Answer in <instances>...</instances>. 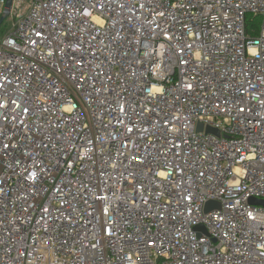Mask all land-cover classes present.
<instances>
[{
	"label": "built area",
	"instance_id": "2783aa9c",
	"mask_svg": "<svg viewBox=\"0 0 264 264\" xmlns=\"http://www.w3.org/2000/svg\"><path fill=\"white\" fill-rule=\"evenodd\" d=\"M10 18L0 264H264V0H13Z\"/></svg>",
	"mask_w": 264,
	"mask_h": 264
},
{
	"label": "water",
	"instance_id": "95a60500",
	"mask_svg": "<svg viewBox=\"0 0 264 264\" xmlns=\"http://www.w3.org/2000/svg\"><path fill=\"white\" fill-rule=\"evenodd\" d=\"M12 2L13 0H6L5 2V6L2 10V14L0 16V27L2 26L3 22L8 18V16L10 15V9L12 7ZM198 130H202V125L199 126ZM208 133H214V134H219L218 130L217 129H214L212 127H208L207 130H206ZM250 202L251 203H256V204H260V205H264V200H257V199H250ZM220 207L218 203H215V202H208L207 203V209L206 211H209V209H211V207Z\"/></svg>",
	"mask_w": 264,
	"mask_h": 264
},
{
	"label": "rangeland",
	"instance_id": "374dc122",
	"mask_svg": "<svg viewBox=\"0 0 264 264\" xmlns=\"http://www.w3.org/2000/svg\"><path fill=\"white\" fill-rule=\"evenodd\" d=\"M0 10H1V7H0ZM0 13L2 14V11H0ZM0 14V15H1ZM259 22H260V18H259ZM5 26H7V27H10V26H12V20H11V18H10V15L8 16V18L3 22V24H2V26L0 27V41L2 40V38L5 36V34L7 33H5L4 35L2 34V30H3V28H5ZM10 29V28H9ZM8 29V30H9ZM7 30V31H8Z\"/></svg>",
	"mask_w": 264,
	"mask_h": 264
},
{
	"label": "trees",
	"instance_id": "16d2710c",
	"mask_svg": "<svg viewBox=\"0 0 264 264\" xmlns=\"http://www.w3.org/2000/svg\"><path fill=\"white\" fill-rule=\"evenodd\" d=\"M0 14H1V13H0ZM0 16H1V15H0ZM255 22H258V21L256 20ZM10 27H11V26H10ZM10 27L5 26V28H3V30H2V34L4 35Z\"/></svg>",
	"mask_w": 264,
	"mask_h": 264
}]
</instances>
